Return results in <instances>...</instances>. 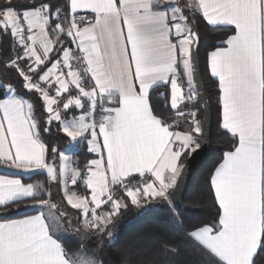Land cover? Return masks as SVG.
<instances>
[{
	"label": "snow or ice",
	"instance_id": "6c2138e0",
	"mask_svg": "<svg viewBox=\"0 0 264 264\" xmlns=\"http://www.w3.org/2000/svg\"><path fill=\"white\" fill-rule=\"evenodd\" d=\"M198 19L228 29L207 53V67L218 79L219 126L233 147L210 174L216 217L185 236L212 264H256L264 252V0H25L21 8L0 0V35L12 53L0 67L37 97L47 125L36 118L37 104L5 82L11 76L0 80V166L60 185L78 221L66 227L73 217L44 182L0 175V210H36L0 220V264H104L94 245L114 237L115 219L129 206L163 202L180 217L174 194L182 161L201 149L204 131ZM159 87L163 110L151 95ZM54 122L96 158L81 168L53 148L60 163H48L41 131ZM89 234L93 246L85 247ZM71 240L81 247L73 251Z\"/></svg>",
	"mask_w": 264,
	"mask_h": 264
},
{
	"label": "trees",
	"instance_id": "16d2710c",
	"mask_svg": "<svg viewBox=\"0 0 264 264\" xmlns=\"http://www.w3.org/2000/svg\"><path fill=\"white\" fill-rule=\"evenodd\" d=\"M25 0H13L17 8H21ZM199 33L198 59L200 72L203 81L205 94L208 98L211 111V148L206 161L193 172L188 180L186 192L182 204L183 208L176 210L180 213L179 218H174L172 206L163 202H153L147 207L137 209L129 206L123 210L115 219L113 230L115 235L112 239L104 238L94 247L99 249V254L104 260V264H212L213 258L208 256L200 247L187 239L185 233L193 226H203L211 224L216 217L218 206L214 202V195L210 188V174L222 159L224 151L233 147V138L219 126L220 106L218 103L219 89L217 81L210 75L207 70L206 57L207 53L218 45L219 41L226 38L225 32L228 29L223 27H213L207 25L202 19H198L193 25ZM230 34V33H229ZM11 42L9 37L0 35V59H7L10 52ZM5 76H11V82L15 85L17 94L30 102L37 104L36 118L42 126L45 125L46 116L43 114L40 102L37 97L23 89L17 82L16 74L12 71L4 72L0 67V80ZM216 81V82H215ZM165 92L164 87L156 88L152 91L153 104L159 110H163L167 101L161 93ZM200 106V104H199ZM200 116H201V108ZM50 131L44 133L41 131V139L48 148L47 160L54 163L58 153L53 155L51 149L57 148L59 151L67 148L69 139L57 131V124L54 122L50 125ZM74 153V159L79 162L80 166L85 164L92 154L87 153L86 144L78 147ZM186 158L182 161L184 163ZM23 182L41 181L46 185L45 175H31L22 178ZM46 198V196H44ZM35 213L32 208L12 206L7 211L0 210V220L10 218H19L23 215ZM183 221L182 223L180 221ZM94 237L89 234L84 242V246H93ZM175 247V254H170L163 250V246ZM73 251L81 245L76 240L67 242ZM256 264H264V252H261L256 258Z\"/></svg>",
	"mask_w": 264,
	"mask_h": 264
},
{
	"label": "water",
	"instance_id": "95a60500",
	"mask_svg": "<svg viewBox=\"0 0 264 264\" xmlns=\"http://www.w3.org/2000/svg\"><path fill=\"white\" fill-rule=\"evenodd\" d=\"M199 47V44H198ZM198 50L194 52V61L196 65V82L198 85V91L200 93L199 96V104L201 108V116L200 118L203 121L204 125V131H203V138H202V147L195 153L192 157L186 158L184 165L185 170L183 173V176L180 180L179 186L175 190L174 194V202L178 209L183 208L182 200L185 195L184 192H186L188 180H190V177L192 176L193 172L196 170L197 167H199L201 164H203L206 159L208 158V154L210 152L211 143L210 142V133H211V111L210 106L208 102V98L205 94L203 81L201 77L200 72V64L199 59L197 58Z\"/></svg>",
	"mask_w": 264,
	"mask_h": 264
},
{
	"label": "crops",
	"instance_id": "0c3cea01",
	"mask_svg": "<svg viewBox=\"0 0 264 264\" xmlns=\"http://www.w3.org/2000/svg\"><path fill=\"white\" fill-rule=\"evenodd\" d=\"M206 57V63H207V56H205ZM207 70H209L208 68H207ZM209 73H210V70H209ZM211 75V74H210ZM214 78V77H213ZM216 81H217V85H218V79L217 78H214ZM215 81V82H216ZM218 94H219V92H218ZM220 106V105H219ZM221 108V107H220ZM220 111H221V109H220ZM220 118V117H219ZM181 127L182 128H186L187 127V125H185V124H183V123H181ZM84 145V144H86L85 142H79V143H69V145H68V147L67 148H64V149H66V151L71 155V160L73 161V162H77L76 161V159H72V157H74L73 155H74V153L76 152V151H78V147L79 146H81V145ZM87 148V147H86ZM92 158H96L95 157V154H92V156H91V158L90 159H92ZM89 160V159H88ZM222 160V159H221ZM221 162V161H220ZM219 162V163H220ZM48 163H50V164H52V162H48ZM83 166V165H82ZM81 166V168H83ZM0 175H5V176H8L9 178H18V179H21L22 180V178H27V177H29V176H31V175H33V174H30V173H25L24 171H22V170H15V169H10V168H8L7 166H0ZM22 182H23V180H22ZM35 182H37V181H33V182H23V183H25V184H27V183H35ZM52 183H50V185H51ZM50 185H49V187H50ZM46 189V188H45ZM69 190L70 191H78V192H80L81 193V195H84L85 194V190L83 189V188H73L71 185H69ZM59 196L60 197H57V199H56V201H55V203L57 204V205H59V210H66L68 213H69V215H71L72 217H73V219H72V222H73V224L72 225H66V227H69V228H75L76 226H77V224H78V221H77V219L75 218V213H76V210H73V209H71L70 207H67L66 206V204H64V203H62V193H61V191H59ZM46 199V198H45ZM33 210H35V209H33ZM35 213H36V210H35ZM35 213H32V214H35Z\"/></svg>",
	"mask_w": 264,
	"mask_h": 264
},
{
	"label": "rangeland",
	"instance_id": "374dc122",
	"mask_svg": "<svg viewBox=\"0 0 264 264\" xmlns=\"http://www.w3.org/2000/svg\"><path fill=\"white\" fill-rule=\"evenodd\" d=\"M59 152H63L68 158H69V160L70 161H72L71 160V155L66 151V149H63V150H61V151H59ZM74 157H72V159H73ZM73 162V161H72ZM54 163L57 165V166H59V163H60V160H59V153H58V156H57V158H56V161H54ZM59 191H61V188H60V185H58L57 183H52L51 185H50V187H48L47 189H45V193H48V192H50L51 193V201L52 202H55L56 201V199H57V197H60L59 196ZM46 196V199H48V196H47V194L45 195ZM73 224V222L71 223V225Z\"/></svg>",
	"mask_w": 264,
	"mask_h": 264
},
{
	"label": "built area",
	"instance_id": "2783aa9c",
	"mask_svg": "<svg viewBox=\"0 0 264 264\" xmlns=\"http://www.w3.org/2000/svg\"><path fill=\"white\" fill-rule=\"evenodd\" d=\"M85 164H86V163H85ZM85 164H83V166H82V167H84V165H85Z\"/></svg>",
	"mask_w": 264,
	"mask_h": 264
}]
</instances>
